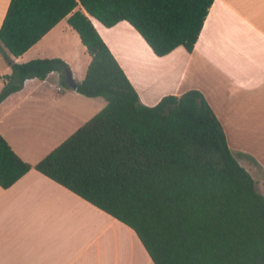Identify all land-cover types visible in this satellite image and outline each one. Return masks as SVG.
Masks as SVG:
<instances>
[{"label":"trees","instance_id":"trees-1","mask_svg":"<svg viewBox=\"0 0 264 264\" xmlns=\"http://www.w3.org/2000/svg\"><path fill=\"white\" fill-rule=\"evenodd\" d=\"M213 0H10L0 44L22 56L67 17L90 57L76 92L106 106L34 166L0 136V188L35 170L131 229L153 264H264V196L232 155L204 96L148 107L98 35L128 23L156 57L192 52ZM59 58L13 63L0 103Z\"/></svg>","mask_w":264,"mask_h":264},{"label":"crops","instance_id":"crops-1","mask_svg":"<svg viewBox=\"0 0 264 264\" xmlns=\"http://www.w3.org/2000/svg\"><path fill=\"white\" fill-rule=\"evenodd\" d=\"M9 3L0 0V27ZM93 25L142 105L199 91L264 196V0H213L192 52L163 57L126 22ZM46 58L63 60L77 84L84 79L90 57L67 17L18 58L0 44V91L13 63ZM105 106L68 89L58 73L26 80L0 103V136L34 166L53 150L45 144L70 137ZM0 264L153 263L131 229L32 169L0 188Z\"/></svg>","mask_w":264,"mask_h":264},{"label":"rangeland","instance_id":"rangeland-1","mask_svg":"<svg viewBox=\"0 0 264 264\" xmlns=\"http://www.w3.org/2000/svg\"><path fill=\"white\" fill-rule=\"evenodd\" d=\"M93 23L94 24H96V25H98V26H100V24L98 23V22H96V21H93ZM70 43H71V45H72V47H73V49H74V53H76V48H75V46H74V44H73V42H72V39L70 38ZM78 55V54H77ZM80 55V54H79ZM79 57V56H78ZM51 59V58H50ZM76 60H78L79 62H81L82 63V60L81 59H79V58H77ZM79 70L82 68V65L81 64H76L75 65ZM70 71V70H69ZM49 83H52V82H49ZM58 86H59V83L57 84ZM61 88H62V86H60ZM63 89V91L65 90L66 91V89H64V88H62ZM97 99H99L100 101H103L105 104H107V102H106V100L105 99H102V98H97ZM96 113V112H95ZM92 115V114H91ZM93 115H95V114H93ZM227 135V134H226ZM68 138V137H67ZM67 138H63V139H67ZM65 140H63V141H65ZM62 141V142H63ZM62 142H57V143H50V144H45V147H44V149H43V151H51L52 149H54V148H56L57 146H59ZM234 157H235V154L233 155ZM235 159H236V157H235ZM237 160V159H236ZM238 162V161H237ZM242 163V162H241ZM240 166H242V167H245L244 166V164H240Z\"/></svg>","mask_w":264,"mask_h":264},{"label":"water","instance_id":"water-1","mask_svg":"<svg viewBox=\"0 0 264 264\" xmlns=\"http://www.w3.org/2000/svg\"><path fill=\"white\" fill-rule=\"evenodd\" d=\"M63 76H64V84H65V86L68 89L75 91L77 89V85L78 84L73 79L71 72L70 71H65Z\"/></svg>","mask_w":264,"mask_h":264}]
</instances>
